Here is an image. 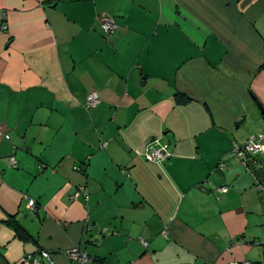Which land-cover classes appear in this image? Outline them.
I'll list each match as a JSON object with an SVG mask.
<instances>
[{
    "label": "crops",
    "instance_id": "crops-1",
    "mask_svg": "<svg viewBox=\"0 0 264 264\" xmlns=\"http://www.w3.org/2000/svg\"><path fill=\"white\" fill-rule=\"evenodd\" d=\"M2 24L0 264H264L234 151L264 135V0H0Z\"/></svg>",
    "mask_w": 264,
    "mask_h": 264
},
{
    "label": "built area",
    "instance_id": "built-area-1",
    "mask_svg": "<svg viewBox=\"0 0 264 264\" xmlns=\"http://www.w3.org/2000/svg\"><path fill=\"white\" fill-rule=\"evenodd\" d=\"M3 27V24L0 26V29ZM100 27L104 34H111L117 29V24L115 23L112 17L108 16H101L100 17ZM100 103L99 93L97 91H93L89 93L85 100V107L86 108H94ZM0 137H5L9 139V134L4 132L2 125H0ZM234 151L237 155L243 160L245 164H249V159H255L259 157L261 154L264 155V135L262 133L252 136L247 143L242 147H234ZM170 151L166 144H160L157 140L151 141L146 146L145 151L141 153L143 157H145L149 161H155L158 163H162L166 161L170 157ZM9 163L12 166H16V160L14 157H10ZM220 168L224 169L225 165L220 164ZM258 188H262V184L258 183ZM227 187L221 188V191H226ZM82 194L87 198L88 193L85 187L79 188V191L76 192V195ZM29 206L34 207V201H29ZM145 244V243H144ZM65 254L71 261V264H83L87 261V256L85 253H82L78 248H70L65 251ZM41 256L44 259H47L48 264H56L52 259L50 254L47 251H42ZM32 259L30 255L28 257ZM34 263H37L34 261ZM230 264H250L247 262H238L233 261Z\"/></svg>",
    "mask_w": 264,
    "mask_h": 264
},
{
    "label": "water",
    "instance_id": "water-1",
    "mask_svg": "<svg viewBox=\"0 0 264 264\" xmlns=\"http://www.w3.org/2000/svg\"><path fill=\"white\" fill-rule=\"evenodd\" d=\"M259 159L257 161H259ZM249 166L255 171L256 176L259 178L260 183L264 187V170L256 167V160L255 159H249Z\"/></svg>",
    "mask_w": 264,
    "mask_h": 264
},
{
    "label": "trees",
    "instance_id": "trees-1",
    "mask_svg": "<svg viewBox=\"0 0 264 264\" xmlns=\"http://www.w3.org/2000/svg\"><path fill=\"white\" fill-rule=\"evenodd\" d=\"M176 98L178 99V100H180L181 98H185V99H190L188 96H186L185 94H181V93H178V94H176Z\"/></svg>",
    "mask_w": 264,
    "mask_h": 264
},
{
    "label": "bare ground",
    "instance_id": "bare-ground-1",
    "mask_svg": "<svg viewBox=\"0 0 264 264\" xmlns=\"http://www.w3.org/2000/svg\"><path fill=\"white\" fill-rule=\"evenodd\" d=\"M262 188H263V190H264V187H263V185H262ZM32 201H34V200H32ZM34 206H35V201H34Z\"/></svg>",
    "mask_w": 264,
    "mask_h": 264
}]
</instances>
